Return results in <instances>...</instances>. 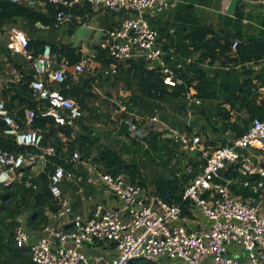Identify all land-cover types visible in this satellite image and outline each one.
<instances>
[{
	"label": "built area",
	"instance_id": "built-area-1",
	"mask_svg": "<svg viewBox=\"0 0 264 264\" xmlns=\"http://www.w3.org/2000/svg\"><path fill=\"white\" fill-rule=\"evenodd\" d=\"M11 1L43 12L48 11L49 4L57 6L55 22L59 26L80 22L82 16L75 9L86 4L94 10L128 13L108 32L109 38L101 45L113 59L111 66L104 69V76L114 78L119 73L117 62L143 59L149 69L161 73L163 83L172 89L177 87L182 69L194 62L191 57L179 60L167 54L165 46L158 41V32L146 16L149 10H169L173 7L171 0ZM10 35L11 53L21 55L35 72L29 86L38 105L27 108L22 117L18 110L9 108L1 99L0 138L11 137L18 145L33 147L37 152L16 153L0 144V186L21 181L24 168L34 169L38 161L45 164L49 157L56 155L55 144L48 142L44 146L45 133L34 126L39 113L52 117L59 125L78 128L76 123L84 116V110L77 100L65 96L58 85L65 81L69 72L76 77L88 67L87 61L70 65L69 59L55 53L50 43L34 54L29 49V36L17 25H11ZM239 44V39L233 40L234 55ZM248 63L235 67L242 68ZM251 63L264 68V58ZM232 67L228 63L224 69ZM22 70L13 66L8 81H20ZM259 92L260 97H264V86ZM110 100L115 111L111 118L125 114L124 119L120 118L121 124L127 127L130 137L145 147L149 135L145 125L157 123L163 135L168 132V136L184 149L202 153L206 164L190 179L183 194L188 213L183 214V202H166L153 193L152 188L132 181L125 172L106 173L98 165L83 161L80 150L75 149L69 161L77 166L89 163L90 180L105 196L94 203L87 216L74 215L71 201L62 189L63 182L72 179L74 173H67L61 165L56 166L48 175L53 206L48 223L42 227L38 238L30 240L20 220L14 230L15 243L30 250L35 264H132L134 259L151 264H264V117H255L241 136H228V144L214 148L206 145L200 131L189 133L186 128L180 131L175 127L166 130V123L158 115H140L135 107L128 108L125 99L112 97ZM184 101L191 117L193 106L201 105L202 98L191 86L184 94ZM62 140L70 139L62 135ZM64 150H67L65 145ZM41 171L37 170L34 176ZM27 184L32 185V182ZM236 186L250 188L259 195L258 200L239 196ZM116 201L121 208L114 206ZM197 214H201L206 223L194 229L190 223L196 220ZM95 241L113 243L112 254L86 253L83 246Z\"/></svg>",
	"mask_w": 264,
	"mask_h": 264
},
{
	"label": "trees",
	"instance_id": "trees-1",
	"mask_svg": "<svg viewBox=\"0 0 264 264\" xmlns=\"http://www.w3.org/2000/svg\"><path fill=\"white\" fill-rule=\"evenodd\" d=\"M47 8V12H42L33 7L14 3L11 0H0V76L6 72L9 64L23 68L21 80L11 82L7 85L8 87H4L2 96L9 108L18 110L22 117L27 108H37L38 105L34 92L29 86L30 81L35 77V72L21 55H13L10 52L6 42L2 39V35L7 32V25H17L18 20L32 25L37 22L53 25L57 6L49 4ZM75 10L77 14L83 16L85 12L91 11V6L86 4L84 7ZM236 38L239 37L230 34L219 35L207 26L197 27L185 35L179 36L178 46L185 56L192 54L193 51H201V53L197 61L187 64L182 69L179 74L178 85L172 89L163 83L161 73L156 69H149L147 62L143 59H129L125 63H119V73L115 76V83L118 79H125L127 87L132 91L131 98L125 101L128 108L135 107L138 114L151 116L156 115V111L159 110L162 112V119L168 121L173 127L179 128L180 131L187 128L186 123L175 115L168 116L163 103H176V111L187 115L184 94L191 86H194L203 103L193 107L197 112L206 115V125H208L207 127L203 126V130L199 133L205 138L206 145L214 148L224 146L229 143L228 136L230 134L234 137L241 136L249 128L255 117H264V97H260L259 92V88L264 86V69H261L259 73L250 71V76L242 79L241 71L234 68L239 63L258 62L264 58V40L248 38L245 41L244 38H239L241 43L234 55L232 43ZM187 40L189 41L188 44H186ZM45 44L44 41L30 39L29 49L34 54H38ZM51 45L55 53L69 59L70 65L82 59L81 53H76V48L71 45ZM191 46L193 50H190ZM98 53L102 56L98 59L102 61L105 67H109L113 59L109 57L108 51L99 48ZM207 59L210 60V64L219 61L223 65L231 63L233 67L230 70L218 68V70L209 71L201 65ZM71 70H73V66H71ZM94 80L95 77L92 76L91 72L85 73L78 80L69 72L65 81L59 84L58 88L65 96L77 100L83 110L91 111L93 108L89 107L88 99L98 97L92 92ZM212 99L221 101L216 105L213 103L204 104L205 101L211 102ZM224 103L228 104L229 107H224ZM243 111L249 114L248 118L242 116ZM234 115L235 119H232ZM125 116L123 114L122 117ZM83 119L84 117L77 121L76 124L79 127L76 129L71 126L59 125L52 117H43L40 113L36 118L34 126L41 128L45 133L43 145L46 146L48 142H53L57 148V153L48 158L44 169L37 176H34L36 172L31 167H26L21 181L0 186V264H35L31 259L30 250L15 243L14 230L21 219V214L27 211L31 213L28 219L29 225L35 224L43 227L48 223L45 206L48 205L53 208L48 175L58 165L63 166L67 173H74L77 165L69 161V156L75 149L80 150L83 161H91L106 173L125 172L132 181L138 182L144 187L149 185L144 180L140 167L135 162L126 159L124 152L129 154L130 147L136 146L151 153L156 151L168 156L169 161L176 158V164L180 166V171L173 177L158 182L153 189V193L168 203L183 202L185 186L191 178L197 176L206 164V159L202 157L200 151H196L194 156L187 157V159L184 156L177 157L176 149L181 145L175 142L172 137L163 135L158 130L159 124L157 123L145 125V128L149 130V135L146 137L147 147L130 137L127 127L123 125L120 133L127 135L132 145H125V148L118 147L116 149L111 144L100 143L97 133L102 135L104 132L100 133V130L95 132V128L88 126ZM194 123L198 124V121L194 120ZM189 130L191 133L192 129ZM62 135L70 140L64 142ZM0 144L4 149L16 153L37 152L33 147L18 145L11 137L0 138ZM94 150L97 151L96 154ZM87 176L88 172H85L84 178L87 179ZM28 182H32V185L27 184ZM33 184L36 185V188L33 187ZM241 191L244 195H254L256 200L259 198V195L253 193L248 187H242L237 192ZM183 204L185 205L186 201ZM186 205L183 214L188 213ZM132 264L151 263L134 259Z\"/></svg>",
	"mask_w": 264,
	"mask_h": 264
},
{
	"label": "crops",
	"instance_id": "crops-1",
	"mask_svg": "<svg viewBox=\"0 0 264 264\" xmlns=\"http://www.w3.org/2000/svg\"><path fill=\"white\" fill-rule=\"evenodd\" d=\"M171 2L173 3V7H171L169 10H149L147 11L146 16L149 19L151 27L158 32L159 43H162L167 49V54L174 55L175 59L182 60L184 58L191 57L194 59V62L197 61L201 51H193L192 54H186L187 56H185L180 46H178L179 36L185 35L189 31L197 27H211L219 35H235L239 38H244L245 41L248 38H257L264 40V0H171ZM36 9L43 12V10L39 8ZM127 16L128 13H126L125 11L110 12L105 10H94L91 8V11L84 13V15L81 17L80 22L74 21L64 26H59L56 24V22L53 25H44L41 22H37L36 24L32 25L21 20H18L17 25L27 33L30 39L44 41L45 43L50 44L71 45L76 48V53H81V61H87L88 63V67L86 68V70L91 72L92 76L95 77V80L92 82V92L96 96L100 94L101 97L100 100H98L99 97H92L88 99V103L92 106H99L103 103L104 105L100 107L102 108V113L100 115L101 117H107V120L109 122H112V119L110 117V110H107V107L111 106L110 104L108 106V100H110L112 97H117L115 96V94H118L120 96L122 95L123 97L130 96L132 94V91L127 87V82L125 79H118L117 83H115L116 77L111 78L104 76V69L109 68L112 63L109 67H105L102 61L98 59L102 58V56L98 53V49L101 48V45L109 38L108 32ZM7 26L8 27L6 33L10 35L11 26ZM9 42L6 43V45L10 50ZM188 43L189 41L187 40L186 44ZM190 50H193L192 46L190 47ZM167 60L168 62H172L168 58ZM117 64H119V62H117ZM215 64L218 65L204 62L201 65L204 69L209 71L213 69L218 70V68H224L225 66L219 61H217ZM9 65L10 68L0 76V81L3 82V85L1 87L2 89L4 87H8L7 85L11 83L10 81H8V79L10 78V72L13 66L12 64ZM234 68H236L238 71H241L242 79L246 76H250V71L259 73L261 72V69H264L258 67L257 64H252L251 62H249L247 65H244V67L242 68ZM80 75H77L74 78L78 80L80 79ZM105 96L107 98H104ZM220 101L221 100L219 99H212L211 102L207 101V103L209 105L211 103L216 105ZM169 103L173 102H165L163 104L166 107ZM223 106L229 107V105L225 103L223 104ZM169 112L170 111L166 112L167 115L169 114ZM243 113H245V111H243L242 114ZM156 115L159 116L158 113ZM200 115L206 119L205 114L203 115L202 113H200ZM235 115L232 119H235ZM146 116L151 115L146 114ZM186 117V121L184 120V116H181L180 120L186 123V129L189 132V129H192L191 133L201 131L203 130V126H208L206 125V123H203L202 125H199L197 123L195 124L193 120V122L190 121V124H188V114L186 115ZM160 119L164 123H166V130H168L169 127H173L169 122L168 123L170 125H168L167 121H164L162 117H160ZM111 130L114 129H108L110 133H112ZM109 132H104L102 134L103 137L107 136V134H110ZM167 133L168 132H165V135H168ZM162 134L164 133L162 132ZM230 137L234 136L231 135ZM173 159L176 160V158ZM40 165H42V163L38 161L37 164L33 167V170H35L36 172L37 167ZM89 166V163L78 165L77 167H75L73 178L65 180L62 184L64 194L71 201L74 215L87 216L90 213V210L93 207L94 203L101 197L103 198L105 196L104 192L100 191L91 182V173L89 172ZM84 171L86 173L88 172L87 179H85L86 177L84 178ZM242 187L243 186H236L235 188L236 193L239 196L248 200H258H256L254 195L252 194L244 195L242 191L237 192ZM114 204V206H118L121 208V204L118 201L114 202ZM30 214L31 213L29 211L23 212L21 214L20 220L24 222L25 227L29 232L30 240H34L42 234V226L39 227L35 224H32V226L29 225L28 219L30 217ZM45 215L49 220L50 206L48 205L45 206ZM205 223L206 221L204 217L201 214H197L196 220L190 223V227L198 229ZM186 225L189 224L186 223ZM83 249L88 254H97L101 251L112 254L114 244L108 241H95L93 244L86 243L83 246Z\"/></svg>",
	"mask_w": 264,
	"mask_h": 264
},
{
	"label": "rangeland",
	"instance_id": "rangeland-1",
	"mask_svg": "<svg viewBox=\"0 0 264 264\" xmlns=\"http://www.w3.org/2000/svg\"><path fill=\"white\" fill-rule=\"evenodd\" d=\"M2 39L8 43L10 40H12V37L8 34V33H4L2 35ZM10 68V65H8L7 69ZM89 72L88 70H85L81 75L80 78H82V76ZM2 85L3 82L0 81V100L3 99L2 98V94H1V90H2ZM115 96L118 97L119 100L121 99H130V96L127 97H123L122 95H118L115 94ZM98 100H100V94L98 95ZM112 101L108 100V106L109 104L111 105ZM207 101L204 102V104H206ZM97 105V104H96ZM104 104L102 103V105L99 106H92L89 105V107L93 108V110H84V122L88 125L91 126L92 128H95L94 131L98 132L100 130V133L102 132H109L108 129H114L111 130L112 133L107 134V136L103 137V135L97 133L98 135V140L100 141V143L106 142L108 145L111 144L114 148L118 149V147L120 148H125V145H132L131 140L129 139V137L123 133H119L120 129L123 127V124H121L122 119H124V117L122 119H120V117H122V115H116L113 119L112 122H109L107 120V117L103 116L101 117V113H102V108H100L101 106H103ZM110 107V108H109ZM107 107L108 111L110 110V117H112L115 114V111L111 106ZM176 107V103H169L168 106L165 107V111L169 112V116L172 117V115L175 114L176 117H185V121L187 120L186 115L183 112H176L175 110ZM160 117H162V112L157 110L156 111ZM201 112H197L195 107L192 108V116L189 117L188 115V119H190L191 121L196 120L198 121L199 125H202L203 123L207 124V119L203 118L200 115ZM188 114V111H187ZM96 115H100V116H96ZM244 115V116H243ZM248 113H243L242 116L245 118H248ZM192 121V122H193ZM167 124L170 125L167 121ZM77 127H79L77 125ZM118 130V131H116ZM115 132V133H113ZM116 134V135H115ZM231 136V134L229 135ZM203 137V136H202ZM108 139V140H107ZM204 141L205 138L203 137ZM137 141V140H136ZM175 141V140H174ZM138 142V141H137ZM99 143V144H100ZM142 144V143H141ZM96 150H94V153L96 154ZM196 151H190V150H186L184 149L182 146L179 147L178 149H176V154L177 157H182L184 156V158L187 159V157H192L194 156V153ZM184 154V155H183ZM94 155V154H93ZM124 157L126 159H128L129 161H133L136 164H138V166L140 167L142 176L144 178V180L146 181V183L149 185L148 187L154 189V186H156V184L162 180H165L169 177H173L174 174H177V172L180 171V166H178L176 164L177 159H172L171 161H169V157L168 156H164L161 153H157L156 151L154 152H148L145 149H140L136 146L130 147V152L125 153L124 152ZM88 162V161H87ZM91 163V161H89ZM45 164L42 163V165L38 166L36 170L40 171L42 169H44ZM35 171V170H34Z\"/></svg>",
	"mask_w": 264,
	"mask_h": 264
}]
</instances>
